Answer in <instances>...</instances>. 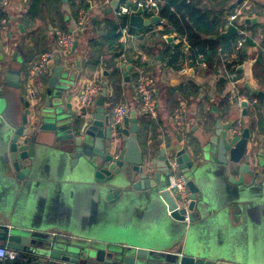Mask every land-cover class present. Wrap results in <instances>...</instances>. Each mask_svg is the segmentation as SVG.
<instances>
[{"label": "water", "instance_id": "1", "mask_svg": "<svg viewBox=\"0 0 264 264\" xmlns=\"http://www.w3.org/2000/svg\"><path fill=\"white\" fill-rule=\"evenodd\" d=\"M138 2L99 0L93 9L96 13L114 14L106 22L115 19L119 25L129 27L132 39H144L164 21L160 13L144 11ZM243 2L238 0L231 9ZM122 7L128 13L122 14ZM258 20L246 18L243 26L251 22L260 25ZM19 28L25 31L23 25ZM225 31L209 39L224 41L238 35L234 25L229 24ZM12 36L7 42H0V122L4 124L0 133V184H4L1 201L13 190L18 192L14 206L13 200L1 214L5 223L0 222V242L10 250L35 254L55 264H220L199 252L159 253L108 243L102 233L97 236L105 240L94 243H83L84 239L71 234H50L39 229L29 208L30 201L45 191L62 199L68 197V189L85 187L98 204L117 209H145L152 213L164 209L166 218L184 223L188 216L191 224L196 223L195 210L205 220L218 218L223 205L214 190L217 183L227 180L237 186L264 188V80H258L260 86L255 89L249 83L239 84L236 76L227 75L220 82L230 83L232 89L224 95L223 108L215 111L214 117L201 116L199 125L187 134L174 130L160 138L163 144L151 138L143 147L136 110L131 111L125 126L111 124L110 109L103 102L108 87L114 84L111 80L106 83L95 112L78 113L73 103L75 68L57 59L45 74L33 78L31 93L29 64L20 54L24 42ZM163 38L168 44L173 40ZM126 42L122 51L113 55L117 61L111 74L117 73V79L133 68L121 60L130 41ZM77 45L78 40L75 51ZM55 156L60 157L56 163L46 161ZM175 176L187 180L192 200L188 210H179L180 200L170 189ZM71 197L66 200L70 205Z\"/></svg>", "mask_w": 264, "mask_h": 264}, {"label": "crops", "instance_id": "2", "mask_svg": "<svg viewBox=\"0 0 264 264\" xmlns=\"http://www.w3.org/2000/svg\"><path fill=\"white\" fill-rule=\"evenodd\" d=\"M81 1L18 0L17 4H13L9 12L10 25L7 28L9 35L8 37L5 36V42L9 39L10 34L13 35L12 37L16 41L23 40L24 44L20 54L29 64V73L44 53H56L58 31H71L76 28L78 11L73 8V4H80ZM187 1L196 4V7L203 12H211L212 18L222 19L224 22L222 34L226 32L225 28L229 25L227 22L228 15L237 10V8L231 9V7L238 0ZM246 8H249V11L245 19L248 18L253 21L258 18V23L260 22V25L251 22L250 25L245 24L241 28L248 32V38L246 39L252 43V46H246V41L237 60L230 62L227 67L224 65L225 58L223 56L212 66L207 63V68H198L195 61H192L193 58L190 60L191 53L186 50L185 46L182 49L177 48V31L163 18L164 22L154 26L151 30L152 33H148V36L144 39H132L130 36L124 38L120 35V38L116 40L117 32L108 33L109 30H107L106 24L108 16L114 17V14L106 15L102 12L91 15L85 31L79 35L82 37L80 40L78 39L76 51L71 57V61L74 62L70 63L71 67L78 71V77L74 80L76 88L73 98L74 105L78 107L77 111L81 109L78 97L85 82L99 81L103 84V90L106 83H109L114 62L117 61L113 55L122 51V48L114 50L111 48L112 45L117 44L118 41L122 45L126 41H130L125 55L129 52L132 59L128 60L125 56L121 60L133 68L127 75H123L120 82L122 93L119 104H127L137 113L140 111L141 101L136 93L138 80V74L136 75V73H138L137 69L139 67H143L153 74L157 78L158 85L157 98L159 106L157 116L152 118L138 113L140 126L142 127V146L146 147L151 138V141H160L159 144H163L160 138H166V133L175 130L173 115L181 105L185 108L186 117L190 122V130H194L195 126L199 125L201 116L214 117V112L223 108L225 100L223 97L232 88L230 83L227 85L221 84L220 80L222 78L227 77V75L230 77L235 75L239 84L249 83L255 89L260 86L255 74L258 72L264 75V59H260V54L264 57L262 51L264 50V0H253ZM30 11L36 15V20H34L33 15L29 14L28 22L24 25V16ZM3 13L0 7V16ZM20 25L24 26L25 31L20 30ZM163 32L166 34L165 38L172 37L171 43L163 42L160 45V42L164 41ZM110 40H112V44H109ZM114 40L116 41L114 42ZM96 42L102 43L103 50H105L98 67H94L96 64L94 56L97 54L94 49ZM108 53L111 57H108ZM175 53H178V61L172 64V56ZM55 60L57 59L55 58ZM174 64L181 65V68L175 69ZM185 66L189 69L187 75L180 72ZM234 67H236V70ZM100 71L103 76L101 75V78L97 80L98 77H95V74ZM200 71L203 72L200 73ZM113 91V88L109 86L106 98L102 97L103 91L96 97V103L103 98L104 106L110 109V112L114 108L111 106L113 104L111 100L114 95ZM91 111L95 112V109ZM42 156L45 158V152ZM52 190L53 187H50V192ZM214 190L215 193L220 194L222 199L223 206L221 207L220 216L222 213H228L227 219L221 220L219 216L208 221L195 210L196 223H180L168 217L167 219L164 209L154 210L152 213L150 210L145 209L132 211L125 208L117 209L107 204L100 205L89 189L78 187L68 189L66 192L67 199L72 198L73 195L72 205L66 201H57V199L37 204L34 207V220L40 225L39 229H44L50 234H56L57 236L71 234L92 243L104 241L105 239L97 235L108 233L111 236V228L118 225V233L124 234L126 239L121 240L117 236L114 237V240H110L109 237L108 241L112 243L132 245L159 253L176 251L194 255L195 252H199L207 259L220 264H264V203L261 208L262 214H259L260 206L257 195L260 188L237 186L226 180L217 183ZM105 212L112 213L114 217L105 219ZM150 213H152V217H150ZM189 214L190 211H188ZM117 217H120L119 220H117ZM73 218L79 226L85 227L86 233L84 235L62 229L63 225ZM159 218H163V220H158ZM168 221L174 224L175 227H179L180 236L166 237L155 234V231L165 233L168 230L166 226ZM0 222L5 223V220L0 219ZM215 225H219L217 231L213 228ZM16 261L19 264H55L47 258L28 253H19ZM16 261L6 264H14Z\"/></svg>", "mask_w": 264, "mask_h": 264}, {"label": "built area", "instance_id": "3", "mask_svg": "<svg viewBox=\"0 0 264 264\" xmlns=\"http://www.w3.org/2000/svg\"><path fill=\"white\" fill-rule=\"evenodd\" d=\"M13 0H0V7L3 10V17L0 19V42L5 40V36L7 33L8 24L10 22L9 12L12 7ZM87 3L88 8L81 9L78 12L77 17V26L74 30L67 31L61 30L57 32V51L56 53H44L38 63H36L33 68L30 70V84L29 90L31 93H34L32 80L33 78L39 74H45L54 59H59V61L63 62L65 65H68L71 62V57L74 54L75 43L78 40L80 34H82L87 24H89L91 19V9H93L97 5V0H83ZM253 0H244L243 4L237 8L233 13L228 15L227 22L230 25H234L238 29V36H240V40L238 41L235 52L228 59L224 60V65L227 67L230 62L237 60L239 53L244 48V44L246 42V38H248V32L245 29H241L246 15H244L245 11L249 10L248 5ZM109 1L106 2V4ZM138 6L143 8L144 11L154 12L158 14V2L156 0H142L138 2ZM122 14L128 13V10L125 7L121 8L120 11ZM120 34L126 38L129 36V27L127 25L119 26ZM178 42V41H176ZM192 49L188 44L186 50ZM195 63L198 68H207V63L205 62L204 55L200 53H196ZM124 58V57H123ZM122 58V59H123ZM229 61V62H228ZM236 70V67H234ZM138 71V80L136 86V93L141 101V109L138 112L139 114L155 118L158 113V95H157V78L145 70L143 67H139ZM188 67L185 66L181 69V74H188ZM101 71L95 74V77H98L97 80L101 78ZM103 76V75H102ZM235 75H231L233 78ZM94 82H85L81 88L80 95L78 97V102L81 107L77 112H90L96 107V97L100 95L103 91V84L99 81L93 80ZM131 107L127 104H119L113 108L110 112L111 115V124L114 127H122L125 126L127 119L131 115ZM173 124L175 130L179 133L185 135L190 130V122L186 117V111L183 105L179 106L173 115ZM170 189L174 193V196L180 200L179 210L188 209L191 203L190 192L187 187V180L183 176H175L171 180ZM186 222H189V217L186 216ZM19 252L8 249L6 246L0 245V264H6L8 262H14L18 259ZM60 264V263H58Z\"/></svg>", "mask_w": 264, "mask_h": 264}, {"label": "trees", "instance_id": "4", "mask_svg": "<svg viewBox=\"0 0 264 264\" xmlns=\"http://www.w3.org/2000/svg\"><path fill=\"white\" fill-rule=\"evenodd\" d=\"M159 3L160 7V15L163 19H165L171 27L175 28L177 34L185 37L191 46L192 49L189 50L191 56L193 58L192 61L196 60V53H200L204 55L205 62L212 66L216 61H219L221 57L224 56L225 59H228L235 52L236 45L240 40V36L236 35L231 39H228L224 42H218L216 40H210L209 37L214 36L217 37L221 34L224 22L219 18H212L211 12H203L199 8L196 7V4L192 2H188L187 0H156ZM73 8L78 12L81 9L88 8L85 1H81L80 4H73ZM29 14L34 16V20H36V15L34 12H27L24 16V25L28 22ZM78 14V13H77ZM1 18L3 17L0 16ZM0 18V19H1ZM108 33L117 32L116 40L120 38L119 24L115 19H108L106 22ZM165 36V32L162 33ZM114 40V42L116 41ZM246 46L251 45L252 43L246 39ZM117 44H113L111 48L114 50L121 49L122 44L116 42ZM109 44H112V40H110ZM114 46V47H113ZM254 46V45H253ZM94 49L97 51L94 56L96 60V64L94 67H98L100 64L101 57L104 55L105 50H103L102 43L96 42L94 44ZM242 50L240 51V53ZM243 54V53H242ZM97 56V57H96ZM128 60H131V55L128 52L126 55ZM264 59L262 54H260V59ZM178 61V53L172 56V64ZM264 62V61H263ZM262 62V63H263ZM259 64V63H257ZM175 69L181 68V65H173ZM117 73L111 74L110 80L113 88V97L111 98L113 104L111 106L116 107L119 104V99L121 97L122 89L120 82L122 79H117ZM257 80H264V75L259 74L258 72L255 74ZM119 80L118 83H116ZM14 264H19L16 261Z\"/></svg>", "mask_w": 264, "mask_h": 264}, {"label": "rangeland", "instance_id": "5", "mask_svg": "<svg viewBox=\"0 0 264 264\" xmlns=\"http://www.w3.org/2000/svg\"><path fill=\"white\" fill-rule=\"evenodd\" d=\"M98 2H99V0L97 1V4H98ZM18 3V0H13L12 1V6H13V4H17ZM96 13V10L95 9H91V14H92V16L94 15ZM86 35V34H85ZM84 35V36H85ZM83 36V37H84ZM82 36H79L78 37V39L80 40V38H81ZM164 41H162V42H160V45L163 43ZM108 55H109V53H108ZM108 57H111V55H109ZM203 71H200V73H202ZM77 77H78V71L75 69L74 70V72H73V75H72V78H73V80H76L77 79ZM4 121V120H3ZM3 123L2 122H0V133L3 131ZM175 128V127H174ZM1 151V150H0ZM57 160L59 161L60 160V157H59V159H58V156H55L54 157V159L53 160H50V159H46V161L47 162H49V163H56L57 162ZM52 165V164H51ZM4 185V184H3ZM3 185H1L0 184V195H2V193L4 192V187H3ZM18 189V188H17ZM17 192H18V190H17ZM17 192H15V190H13L6 198H5V200L3 201H1V196H0V217H1V214H2V212L4 211V209L9 205V206H11V203H12V201H13V199H14V197H15V199H14V202H13V205L12 206H14V203H15V201H16V197H17ZM257 195H258V200H259V206H260V210H259V214H262V210H261V208H262V205H263V203H264V190H263V188H261L259 191H258V193H257ZM54 199H57V201H59V200H63V201H66L67 200V197L65 196L64 198H58L54 193H48L47 191H45V192H42L41 193V195H39V196H36L35 198H33L31 201H30V204H31V206L29 207L30 209H31V211H32V215H33V217H35L34 216V212H35V209H34V207H36V205L37 204H39V203H44V202H49L50 200H54ZM22 202H23V197H21V199H20V201H19V206L22 204ZM9 206H8V208L7 209H9ZM12 211H13V207H12ZM6 212H7V210L5 211V214H4V216L6 215ZM12 213V212H11ZM228 213H222L221 214V216H220V219L222 220V219H227L228 218V215H227ZM11 215V214H10ZM114 216H113V214L112 213H106L105 212V219H111V218H113ZM150 217H152V213H150ZM260 217H262V215H260ZM119 218L120 217H117V220H119ZM10 219V218H9ZM18 221V220H17ZM147 221V220H146ZM221 222V221H220ZM149 224H150V222H148ZM159 226H161V224H159ZM167 231L165 232V233H168V234H165V233H162L161 231H155V234H157L158 236H166V237H168V236H172V237H177V236H180V234H181V232H180V229H179V227H175L174 226V224H172L170 221H168V223H167ZM218 227H219V225H215V226H213V228L216 230V229H218ZM118 225H116V226H113L112 228H111V236H110V234H105L104 236L106 237V240H108V237L110 236V240H114L115 238L114 237H119L121 240L122 239H126V237L124 236V234H121V233H118ZM147 228H149V227H147ZM62 229H64V230H68V231H73V232H77L79 235H84L85 233H86V229H85V227L84 226H79L78 225V222L73 218L70 222H68V223H66V224H64L63 225V228ZM149 229H151V228H149ZM217 231V230H216ZM83 243H87L86 241L85 242H83ZM108 243H112V242H108ZM0 245H3V246H5L2 242H0Z\"/></svg>", "mask_w": 264, "mask_h": 264}, {"label": "flooded vegetation", "instance_id": "6", "mask_svg": "<svg viewBox=\"0 0 264 264\" xmlns=\"http://www.w3.org/2000/svg\"><path fill=\"white\" fill-rule=\"evenodd\" d=\"M157 2H158V1H157ZM188 2H189V1H188ZM158 9H159V11H160L159 3H158ZM9 25H10V22H9L8 26H9ZM8 31H9V30H7L6 37H8V35H9V32H8ZM177 36H178V38H177V40H176V41H178L177 44H176V45H178L177 48L182 49L183 46H185V48H187V44L189 45L187 39H186L185 37L181 36L180 34H177ZM189 46H190V45H189ZM190 47H191V46H190ZM111 110H112V109H111Z\"/></svg>", "mask_w": 264, "mask_h": 264}]
</instances>
